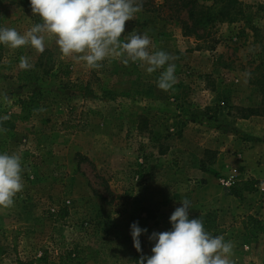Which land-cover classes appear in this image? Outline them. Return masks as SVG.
Listing matches in <instances>:
<instances>
[{
  "label": "rangeland",
  "instance_id": "rangeland-1",
  "mask_svg": "<svg viewBox=\"0 0 264 264\" xmlns=\"http://www.w3.org/2000/svg\"><path fill=\"white\" fill-rule=\"evenodd\" d=\"M244 1L249 23L218 22L202 37L164 12L126 22L121 40L135 29L150 50L178 57L167 92L156 86L161 70L112 55L90 69L64 57L51 34L43 53L0 44V116L9 117L0 153L20 156L25 169L14 205L0 207V264H137L184 198L189 215L216 211L234 264H264V0ZM39 22L30 0H0V27L23 35ZM21 56L31 69L19 68ZM240 107L257 113L244 118ZM201 171L226 192L224 179L251 189L222 213L200 205L209 192ZM248 215L262 225L256 236ZM133 222L148 230L139 255Z\"/></svg>",
  "mask_w": 264,
  "mask_h": 264
},
{
  "label": "clouds",
  "instance_id": "clouds-1",
  "mask_svg": "<svg viewBox=\"0 0 264 264\" xmlns=\"http://www.w3.org/2000/svg\"><path fill=\"white\" fill-rule=\"evenodd\" d=\"M30 7L33 16H38L41 22L33 24L23 35L15 28L0 27V44L12 49L30 46L43 53L45 34H51L64 57L83 61L90 69H101L102 62L112 55L121 57L126 66L137 61L142 67L147 65L149 74L161 70L156 80L160 90L167 92L176 83V65L171 61L178 57L163 50H150L152 41L148 34L135 29L127 35L126 42L121 40L126 22L143 11V0H30ZM32 67L28 57H20V69ZM244 76L247 83L251 73L245 72ZM8 99L5 94L4 100ZM8 119V116L0 117V123ZM24 171L20 156L0 153V207L14 205L15 197L24 189ZM180 204L169 218L171 229L148 236L149 241H155L152 255H141L137 264H234L230 258L233 243L226 241L223 235L207 231L201 218L190 219L189 199L184 198ZM130 228L133 247L140 253L139 237L148 230L141 228L138 222H133Z\"/></svg>",
  "mask_w": 264,
  "mask_h": 264
},
{
  "label": "trees",
  "instance_id": "trees-1",
  "mask_svg": "<svg viewBox=\"0 0 264 264\" xmlns=\"http://www.w3.org/2000/svg\"><path fill=\"white\" fill-rule=\"evenodd\" d=\"M248 8L249 5L244 0H163L161 3H157L155 0H143L144 10L156 11L159 14L164 12L165 15H162L164 18L176 20L181 24L184 35L199 37L209 35L213 26L218 22L244 20L249 23ZM239 109L244 118L257 113L256 109L252 107H240ZM7 122L8 120L0 123V125ZM250 189L246 181L236 180L228 187L227 192L230 195L240 197L244 191ZM216 217L215 210L209 211L206 215H189L190 219L201 218L207 231L214 235H220L223 230L218 226ZM248 219L246 229L249 235L256 236L257 233L262 232V225L258 219L253 215H248Z\"/></svg>",
  "mask_w": 264,
  "mask_h": 264
},
{
  "label": "crops",
  "instance_id": "crops-1",
  "mask_svg": "<svg viewBox=\"0 0 264 264\" xmlns=\"http://www.w3.org/2000/svg\"><path fill=\"white\" fill-rule=\"evenodd\" d=\"M200 174L206 180L203 189L209 191L207 194H204L205 197L201 200L200 205L217 207L221 209L222 213H226L228 204L236 201V197L228 194L224 187L217 186L215 181L208 177V173L201 171ZM224 238L226 240L227 237ZM249 243H252V241L249 240Z\"/></svg>",
  "mask_w": 264,
  "mask_h": 264
},
{
  "label": "built area",
  "instance_id": "built-area-1",
  "mask_svg": "<svg viewBox=\"0 0 264 264\" xmlns=\"http://www.w3.org/2000/svg\"><path fill=\"white\" fill-rule=\"evenodd\" d=\"M233 182H234L233 179H224V180H222L223 185L226 186V187L231 186L233 184Z\"/></svg>",
  "mask_w": 264,
  "mask_h": 264
}]
</instances>
